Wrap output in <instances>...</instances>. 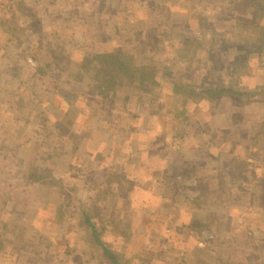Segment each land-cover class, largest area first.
I'll list each match as a JSON object with an SVG mask.
<instances>
[{
    "label": "rangeland",
    "instance_id": "374dc122",
    "mask_svg": "<svg viewBox=\"0 0 264 264\" xmlns=\"http://www.w3.org/2000/svg\"><path fill=\"white\" fill-rule=\"evenodd\" d=\"M125 2L0 0V124L13 126L12 136L25 138L21 144L35 152H51L55 133L65 137L68 161L59 168L66 166L70 177L60 186L63 196L52 192L47 199L52 207L64 202L53 213L65 219L70 233L51 242L57 255L52 259L109 264L83 225L88 214L125 264H264V146L248 145L243 152L233 146L226 154L220 124L193 120L201 90L228 87L255 92L253 105L246 95L236 101L251 105L254 115L247 120L255 126L249 129L264 125V9L257 5L264 0H253L252 6L219 0L225 13L212 19L200 17L205 11L195 12L194 0L187 1L184 13L199 16L191 18L189 32L139 31L145 24L133 9L138 1ZM146 4L153 10L157 0ZM245 7L248 16L235 15ZM102 53L151 66L156 83L139 89L127 79L104 89L96 78ZM221 107L218 101L207 103L209 121ZM51 124L58 128L51 131ZM128 124L136 128L130 146L122 143ZM141 124L145 131L151 124L152 133L160 129L157 151L139 147ZM183 136L198 147L190 160L173 146ZM29 137L33 141L26 144ZM96 143L99 149L91 155ZM3 144L19 152L16 142ZM79 156L85 158L82 165ZM49 169L34 173L55 186L57 178L44 175L53 176ZM226 176L229 187L223 185ZM6 249L0 248V264L20 259ZM65 251L77 260L60 256ZM24 258L28 264L34 260Z\"/></svg>",
    "mask_w": 264,
    "mask_h": 264
},
{
    "label": "crops",
    "instance_id": "0c3cea01",
    "mask_svg": "<svg viewBox=\"0 0 264 264\" xmlns=\"http://www.w3.org/2000/svg\"><path fill=\"white\" fill-rule=\"evenodd\" d=\"M124 1H126L125 3H127L128 1L129 3L131 1H138V5L133 9L136 11V15L138 16L137 18L143 19L145 24V26H143L142 29L140 28L139 31L144 29L145 32H155L156 27H163L164 29H166L165 31L170 32H175L178 30V32H189V30L191 29H189L188 25L192 23L191 18L195 17L196 15L198 16V14L194 12L190 13V11L186 12L187 14L184 13L181 5L186 4V2L190 0H157V4L153 10L150 9L149 6H147V0ZM252 1L253 0H242V2L244 3L251 4L250 6H252L253 4ZM217 2H219V0H194L195 6L191 8L195 9V12H199L201 10L205 11L202 12V14H199L203 15L200 17L206 16L207 19H212V17L217 18L220 17L221 14L225 13L224 11L221 12L220 10L226 9L221 6L223 9L219 10L220 2L218 3V5H215L217 4ZM237 9H235V15L238 17L248 16L250 14V10L248 9V7L242 8L240 10ZM216 10H219V12H217ZM185 22L188 23L185 24ZM236 97H238V95H234L232 93L214 100H210L202 96V102L199 103L198 109H196L198 115L195 118L193 117V120H200L202 124H207L208 122L212 126L214 124H220L218 126H220L222 136L224 135L220 147L221 145H223L226 154H228V150H231V147L233 146L235 148V151L236 148H238L241 150V152L248 149V145L254 148L259 145L264 146V125L261 126L258 131L251 130L252 128L249 129V125H252L254 127L255 124H248L247 120L252 119V115H254L252 112H249V106L257 102H252V97L248 96L249 100H247L246 102L249 104L251 103V105L245 104L244 106L242 105L243 107H241L239 105L240 103L236 101ZM217 101L222 107L217 111L216 114L214 113V117L209 121V114H206L205 110L206 105L208 102L213 103ZM254 107L256 106H252L251 108ZM241 112L243 113V115L239 117V114ZM241 118L243 120L242 122H239ZM254 118L261 122L258 116H255ZM49 125L50 124H46L45 127L48 128ZM243 125L246 127H244ZM138 126H140L139 132L144 134V137L142 136L140 140H138L140 142V148H142L141 145H144V149L149 148L150 151H157L159 148H161L162 140H160V129L155 128L152 133L150 130L152 128L151 124H145L147 129L146 131L141 130L143 128L142 124ZM257 127L258 124H256L255 128ZM55 128L57 129L58 127H54L51 124V127L49 129L52 131ZM80 129L82 132L87 131L86 129H83V127H81ZM126 129L127 133L122 137V143L123 145L130 146V140L133 135L131 131H136V128H133L130 124H128L126 125ZM0 130V248L5 247L7 249H12V251L8 250L10 251L8 252V256L12 257L13 259L20 258L11 261L10 264H14L15 262H17L15 264H28L29 260L26 261L27 259H25L24 256L34 259L32 260V262H30V264H55L52 258H57V255L55 254L56 252L54 253V249H52L51 242L55 239L65 240L70 233V228L66 225L65 219L57 218L53 213V207L59 210L61 205H63L62 203L64 202L58 200V204H54V206L52 207L51 202L48 201V197L52 192H58L63 196L61 192L62 190H59L60 186L66 183V177H70L67 176L66 169H64L66 168L65 165L64 168H59L60 162L64 163L68 161L66 149L63 147V145H66L65 137L54 132L56 134V141L50 142V145H52L50 147L52 151L47 152L43 150L42 152H35V150L29 148V142L32 143L33 141V139L31 140V137H29V139L26 141V144H29L28 147H26L21 144L25 138H22L20 140L19 137L17 138L15 136H12L13 126H9L8 124H0ZM99 130L100 129H98V124H94L92 126V133L96 131L97 134L98 132H100ZM7 131L9 132L10 136H12L11 139L7 138L8 135L3 136V132L6 133ZM79 131L80 130H77L78 136L80 134ZM178 133H180V130H178L177 134ZM190 133H192V131ZM258 136H260V138L257 139ZM184 139H187V137L183 136L181 140L176 139L173 146L175 145V148L178 151L182 152L181 154H183L184 157L183 160H190L189 156H191L192 153L196 154L198 147L195 146V143L192 142L191 139ZM3 140L5 141V143H7V141H10V144L16 142V144L18 145H15L14 149H18L19 152L14 153L12 151V147L9 144L8 146L7 144L6 146H4V144L2 145ZM98 146V143L93 144L92 152L89 150V153L92 155L93 153L98 151ZM112 147L113 143L107 147V151L110 152ZM77 150L79 151V149ZM82 151H84V148L82 149ZM23 152H25V154ZM261 153L263 154L264 150H261ZM82 154H84V152ZM84 156L87 157V155ZM79 158L80 164L86 162L84 161L85 158L81 156L76 159ZM15 159L18 160L14 161ZM222 159L224 160L225 158ZM49 167L53 172V176L51 177V175L47 172L44 175L50 176V179H52L53 177L57 178L58 183L55 186H53L52 183L47 180L48 178H44L42 174H40L39 176L38 172H36V174L34 173V169H41L40 171L47 169L50 172ZM123 167L124 169L126 168V166ZM207 177L209 178L210 175H208ZM74 179L77 183L81 180V177L80 179ZM226 180H228L227 176L224 177L223 185L225 187H229L230 185L227 184ZM218 192H223V189L220 188V191ZM25 249L30 250L26 251ZM2 253L4 252H0V256L3 255ZM71 254L73 253H70V251H65L61 252L60 256H68V261L72 263L77 259H71ZM75 257L79 258L80 256L76 255Z\"/></svg>",
    "mask_w": 264,
    "mask_h": 264
},
{
    "label": "trees",
    "instance_id": "16d2710c",
    "mask_svg": "<svg viewBox=\"0 0 264 264\" xmlns=\"http://www.w3.org/2000/svg\"><path fill=\"white\" fill-rule=\"evenodd\" d=\"M257 5L260 9H264L262 2H258ZM97 58L100 67L96 78L101 82L104 89H112L118 81L127 79H132L139 89L145 87L147 84L154 85L156 83V73L151 66L135 65L132 63L125 64L112 53L98 54ZM201 93L204 95V98L210 100L219 99L231 93L241 97L255 95V92L248 90L230 88H208L201 90ZM84 219L83 225L89 230L91 242L101 247L103 258L109 264H125L124 259L103 240L101 230L91 216L85 214Z\"/></svg>",
    "mask_w": 264,
    "mask_h": 264
}]
</instances>
